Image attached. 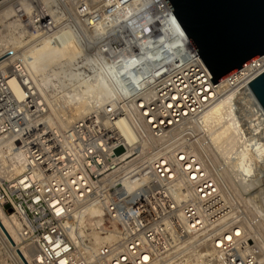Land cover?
Returning a JSON list of instances; mask_svg holds the SVG:
<instances>
[{"label":"built area","instance_id":"built-area-1","mask_svg":"<svg viewBox=\"0 0 264 264\" xmlns=\"http://www.w3.org/2000/svg\"><path fill=\"white\" fill-rule=\"evenodd\" d=\"M18 1L0 7L15 2L10 20L19 34L30 40L65 28L84 48L56 66L67 77L42 90L21 54L0 51V210L16 217L36 264H264V203L254 183L264 112L248 86L264 57L213 85L152 0H76L78 19L57 24ZM78 23H102L105 32H85V44L86 35L73 32ZM244 90L249 108L237 96ZM226 98L240 123L228 164L213 162L202 123ZM80 103L89 110L63 126L62 107Z\"/></svg>","mask_w":264,"mask_h":264},{"label":"water","instance_id":"water-1","mask_svg":"<svg viewBox=\"0 0 264 264\" xmlns=\"http://www.w3.org/2000/svg\"><path fill=\"white\" fill-rule=\"evenodd\" d=\"M164 1L210 73L213 85L264 56V0ZM248 86L264 112V72ZM0 228L12 243L1 223Z\"/></svg>","mask_w":264,"mask_h":264},{"label":"bare ground","instance_id":"bare-ground-1","mask_svg":"<svg viewBox=\"0 0 264 264\" xmlns=\"http://www.w3.org/2000/svg\"><path fill=\"white\" fill-rule=\"evenodd\" d=\"M42 1L43 0H22V1L19 0L18 2L21 3V5L23 6L25 12L29 13L32 10L35 11L37 6L40 4V2L42 3ZM73 1L75 2V7H76V0H73ZM152 1L155 2L161 8L160 13L162 14L161 15L162 18L163 19L166 18L168 21H170L172 26L175 27L177 35H178V37L180 39V43L182 45V48H183L184 52H186L188 58L191 61H197V57L200 59V57L196 53V51L193 48L192 44L188 40L187 36L183 32L182 28L180 27L179 23L175 19V17L172 14V12L168 9V7L162 4V0H152ZM32 2L34 3L33 6H31V4L30 5L28 4V3H32ZM96 2H98V0H96ZM96 2H92V4H94V6H92V8L96 7V4H95ZM43 5H44L43 9H42V6H41V10L42 11L45 10L46 11L45 13L47 15L51 16L54 19L55 24H56V22L58 20L57 16H56L57 13L52 11V10H50L49 7L45 3H43ZM0 8H2V7H0ZM136 10H137V5L133 6L132 9L130 11H128V12L130 14H132ZM3 11H4V13H2ZM0 13H2V14H0V19L2 17H8V16L10 18V16H14L15 13H17V11L15 10L14 5L12 4V7H8L5 10H2V11H0ZM160 19H161V17H160ZM12 26H13V24H12ZM18 34H19V32H18ZM18 34H17V36H18ZM53 36H55V38H52ZM9 37H10V35H9ZM50 37L52 38V40L56 39L55 41L53 40L54 41V46H58V45H56L57 44V42H56L57 39H63L65 37V35L64 36L63 35H59V33L55 32L49 37L48 36H44V35L41 34L38 37H30V38H32V40L34 39V41H43V43L47 44L48 40H46V39H49ZM6 38L8 40H5ZM20 38H21V35H19L17 38L14 37V36L12 38L4 37L3 38L4 40L1 39V40H3L1 42L6 43V44L7 43L11 44L10 48L13 51L17 52V55L18 54L22 55L23 61H24L25 65L28 67V69H30L31 75H32V79H33V81H35V83L37 84L38 88L40 90H42L41 87L47 88V86L51 85L52 83L49 82L48 79H44L45 78L44 75L40 76V73H39L40 70L38 68H33V67H31V65H29L27 63L29 60L27 61L26 57H24V56H26L25 53H23L21 51H18V48H19L18 46H19V44H21L20 43V41H21ZM49 40H51V39H49ZM59 49L60 48L58 47V50ZM260 57H264V56H260ZM8 60H7V62H11L12 61V59H10V58ZM158 60L160 62H164L166 59L165 58H158ZM121 61L120 60L119 61H115L114 60V61L111 62V64L112 65L113 64L116 65V64H119V62H121ZM262 69L264 70V65L258 71H260ZM263 72H261V73H263ZM10 76L15 77V74L11 73ZM9 84H10L11 88L13 89L14 93L17 96H20L21 95V89L17 85L15 79H11ZM88 89L91 90L92 88L90 87ZM244 91L245 92H239V94L237 96H241V97L245 98L247 100L246 101V107L249 108L248 105L251 106V103L249 102V101H251V99H250L251 96H250L249 93H247L246 90H244ZM102 92L103 91L101 89H100V91L98 90L97 95L101 94ZM104 92L107 93V90L104 89ZM247 94L250 97L247 96ZM75 98L80 99V96L76 95ZM62 108L68 109V113H69V115L65 117V122L62 123L63 126H65V125L67 126V124L70 123L71 120L74 119L76 116H78V115L86 112L87 110H89V106H87L86 103L75 104V105H72V106L65 105ZM61 113H63L64 116L66 115V114H64L65 113L64 111H61ZM202 123L204 124V126L206 127V130L209 133L208 135H209V139H210V145L207 147V151L211 150L212 156H213V159H214L213 162H218L219 160H221L225 164L230 163L231 161H229V160L231 159V155L236 150L237 135H238L239 128H240V123L238 122V120L236 118V115L234 114L230 99L226 98V99H223L221 101H218V102L210 105L205 110V113H204V115L202 117ZM117 126L120 129V131L122 132V134H124L125 136L129 137L131 135L129 126L126 124L124 119L119 117V120L117 122ZM231 126H233L232 129L230 128ZM249 127H251V126H249ZM263 127H264V116H263ZM259 169L260 170H259L258 176L261 174L260 175L261 177L259 176L260 177L259 178L258 176H256L254 183H256L259 186L258 190H260V195H261V198H262L261 201L264 203V182L261 179L263 174H264V161L259 166ZM7 213L10 214L11 211L7 210ZM0 223H1L2 227L4 228V230L6 231V233L8 234V236L11 239L13 244L8 240V238L5 236V234L3 233L1 228H0V242L3 244L4 248H6L7 252H9L10 257L12 258L14 263L15 264H36V261H35V257L37 255L36 248L33 247V246H30L29 250H32L33 252H29V250L27 251L25 249V247H22V246L19 245V242L21 244H24V243L22 242V239L18 236L17 229L19 228V223H18L16 217L14 215H9V216L8 215H4L1 212V210H0ZM17 251L20 252L21 256L18 255Z\"/></svg>","mask_w":264,"mask_h":264},{"label":"rangeland","instance_id":"rangeland-1","mask_svg":"<svg viewBox=\"0 0 264 264\" xmlns=\"http://www.w3.org/2000/svg\"><path fill=\"white\" fill-rule=\"evenodd\" d=\"M14 3H12V4H14ZM43 3H45L49 7L50 10L57 13V15H56L57 19H58L57 22L59 21V19L64 18V17L68 18L69 20H74V21H76V19H78L77 14H76L75 2L73 0H46V1L43 0L42 3L40 2L38 7L42 6V8H43V6H44ZM12 4L10 3L9 5L1 6L2 8H0V11L5 10L8 7H12ZM2 13H4V11ZM2 13H0V14H2ZM16 15H17V13H15L14 16H16ZM14 16H10V18H9V16L8 17H2L0 19V48H2V49H0V51L5 49V48L9 49L10 45H11L8 43L6 44V43L1 42L4 40L3 39L4 37L12 38L14 36L17 38L19 35H21V34H18V31H16L17 26L15 28L14 27L15 24H13L12 20H10ZM57 22H56V24H57ZM12 24H13V26H12ZM63 27H66V26L62 25L61 28H63ZM91 27H92L91 29L87 30L85 28H82V25L79 24V26L75 27L77 29V31H73V32H82L84 34H85V32H90L93 34H98V33H100V31L105 32L104 24H102V23L94 24ZM64 29H62V30L59 29V31H57V33H59V35H63V36L65 35V37L63 39H57L56 45H58V46H54V41L56 39L55 40L53 39L54 41L52 40V38H55V36H53L52 38L50 37L49 39H51V40L46 39V40H48V42H47V44H45V43H43V41H34V40H32V38H30V40L34 41V43H33L29 40V38H25L22 35L20 38L21 44H19V46H18L19 47L18 51L25 53L26 56H24V57H26L27 61L29 60L27 63L29 65H31V67H33V68H38L40 70V72H39L40 76L44 75V77H45L44 79H48L49 82H51V83L52 82L55 83L54 80H56L57 78H60L62 76L67 77L66 73H60V71H57L55 68H56V66H58L60 64L59 62H61V60H64V59L68 60V61L72 60L73 59V56H72L73 52H76L77 51L76 48L79 47V46H76L74 44H77V43L80 44L81 43V40H77V41L75 40L74 41V39L72 40V39L67 38L66 34H68L70 32L68 29H65V30ZM70 29H73V28L70 26ZM17 34H18V36H17ZM9 35H10V37H9ZM85 35H86V37H85L84 43L86 44V42H90L89 38H91V37L88 36L89 33L85 34ZM1 39H3V40H1ZM5 40H8V39L6 38ZM58 47L60 48L59 50H58ZM88 47H91V46H88ZM79 49H84V48L80 45ZM68 52H71L70 55H67ZM49 86H51V85H49ZM90 87L93 88L91 85L88 88H90ZM49 90H51V89L48 88V91ZM252 123L253 122H251V119H248L247 127L251 128L249 126H252ZM232 127L233 126H231L230 128L232 129ZM248 171H249V169H248ZM19 245L22 247H25V249L27 251L30 248V246H28L26 244H25L26 245L25 246L24 244H21L20 242H19ZM29 252H33V251L29 250ZM0 264H15L14 261L12 260V258L10 257L9 252H7L6 248H4V246L1 242H0Z\"/></svg>","mask_w":264,"mask_h":264}]
</instances>
